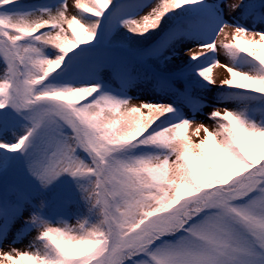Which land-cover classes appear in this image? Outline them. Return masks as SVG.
<instances>
[{"label":"snow or ice","instance_id":"6c2138e0","mask_svg":"<svg viewBox=\"0 0 264 264\" xmlns=\"http://www.w3.org/2000/svg\"><path fill=\"white\" fill-rule=\"evenodd\" d=\"M72 8L0 0V264H264V0Z\"/></svg>","mask_w":264,"mask_h":264},{"label":"rangeland","instance_id":"374dc122","mask_svg":"<svg viewBox=\"0 0 264 264\" xmlns=\"http://www.w3.org/2000/svg\"><path fill=\"white\" fill-rule=\"evenodd\" d=\"M234 2H236V0H229V3H234ZM68 3H69L70 13H71V11H74V9L72 8V5L74 4V0H68ZM221 39H223V37H221ZM217 43L219 44V41ZM184 47H187V45H185ZM216 55L220 59L221 62L227 63L226 54L223 52V50L218 51ZM187 58H188L187 56L183 57L184 60H187ZM226 76H227V73L223 69L217 68V69L213 70V77L216 80L217 86L219 85L220 80L222 78H225ZM177 87H178V85H177ZM213 93H214V90L202 93V95L204 97V102L207 105H209V107H206L204 109L203 114L199 115L197 117V123H201L202 122L205 125H207L209 128H211L213 125H212V122L207 119V114L210 113L214 109V107H217L216 98L213 97ZM138 94H140V93H139V91L137 89H133L130 92V95H134L135 96V95H138ZM140 98L141 99H152V96H151L150 93L149 94H142L140 96ZM132 103L133 104H139L140 100L133 99ZM227 106L229 108L235 107V105H233L231 103H229ZM219 107H223V105H220ZM194 128H195V125H193L191 129H189V135H191L192 131H194ZM201 136H203V132H201ZM192 138H193V140L197 139L194 136ZM24 215L27 216L28 213L25 212ZM72 222L74 223L75 221L73 220ZM34 235H35V233H32L29 236H26L22 240L18 241L15 246L17 248H21V249L25 248Z\"/></svg>","mask_w":264,"mask_h":264},{"label":"trees","instance_id":"16d2710c","mask_svg":"<svg viewBox=\"0 0 264 264\" xmlns=\"http://www.w3.org/2000/svg\"><path fill=\"white\" fill-rule=\"evenodd\" d=\"M45 1H47V0H24V2H34V3H40V2H45ZM151 63H153V62L151 61ZM215 94H217L216 91H215Z\"/></svg>","mask_w":264,"mask_h":264}]
</instances>
